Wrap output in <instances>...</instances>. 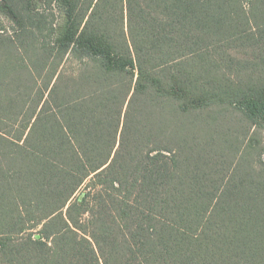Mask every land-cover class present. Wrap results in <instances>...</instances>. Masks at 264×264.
Returning <instances> with one entry per match:
<instances>
[{
  "label": "trees",
  "instance_id": "trees-1",
  "mask_svg": "<svg viewBox=\"0 0 264 264\" xmlns=\"http://www.w3.org/2000/svg\"><path fill=\"white\" fill-rule=\"evenodd\" d=\"M0 8V264H264V0Z\"/></svg>",
  "mask_w": 264,
  "mask_h": 264
},
{
  "label": "rangeland",
  "instance_id": "rangeland-1",
  "mask_svg": "<svg viewBox=\"0 0 264 264\" xmlns=\"http://www.w3.org/2000/svg\"><path fill=\"white\" fill-rule=\"evenodd\" d=\"M12 26V22L11 19L5 15L4 11L0 8V29L2 28H8L11 29ZM220 122V126L222 128H225V131L228 132H236L239 135L244 132H246V125L243 121H241V118L234 112L230 113V111L228 113H226V115L223 116V118H221V120H219ZM255 127L251 128L252 131H254ZM260 133V132H259ZM262 140L264 141V132L260 134ZM261 158L264 160V153L261 155Z\"/></svg>",
  "mask_w": 264,
  "mask_h": 264
}]
</instances>
